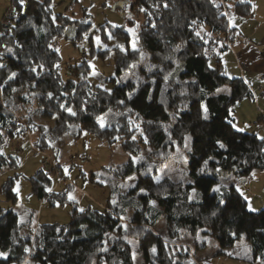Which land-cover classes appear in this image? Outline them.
Returning a JSON list of instances; mask_svg holds the SVG:
<instances>
[{"label":"trees","instance_id":"1","mask_svg":"<svg viewBox=\"0 0 264 264\" xmlns=\"http://www.w3.org/2000/svg\"><path fill=\"white\" fill-rule=\"evenodd\" d=\"M156 1L153 34L142 33L132 43L125 27L112 28L124 45L112 47L114 72L105 79L111 87L104 88L89 80L87 60L62 75L51 44L69 25L74 38L81 37L87 19L59 14L54 20L51 0H10L18 15L0 30V59L5 60L0 62V171L16 163L3 153L4 142L34 129L39 134L33 144L41 151L85 130L118 145L128 159L93 173L108 180L106 203L81 211L71 201L66 224L42 223L26 231L16 212L0 206V253L6 254L0 264H21L26 258L35 264H134L136 253L144 264H192L188 249L178 244L184 232L213 237L219 246L215 254L245 242L248 260L264 264V209L248 210L234 184L220 194L211 192L221 178L241 179L264 169L261 137L233 127L234 105L253 94L241 76L228 75L221 65L220 54L229 48V17L221 0ZM250 7L246 0L235 1L236 12L249 14ZM223 85L228 93L217 92ZM36 117L54 121L46 127ZM187 140L186 158L197 163L188 170V180L161 176L165 165L158 164L167 163ZM128 177L135 184L123 192L121 183ZM30 181L35 195L51 205L68 200L70 186L49 192L51 179L42 168ZM12 182L1 188L14 200ZM160 216L164 234L154 227Z\"/></svg>","mask_w":264,"mask_h":264},{"label":"rangeland","instance_id":"2","mask_svg":"<svg viewBox=\"0 0 264 264\" xmlns=\"http://www.w3.org/2000/svg\"><path fill=\"white\" fill-rule=\"evenodd\" d=\"M235 1L225 0L228 6L226 10L220 4L224 15L229 17L228 28L231 29L227 31L230 36H225L229 48L221 52L220 60L228 75L245 76L251 80L249 82L257 93L254 100L244 98L234 105L233 125L236 129L260 134L264 132V125L262 127L261 124L264 123V0H246L251 4L249 14L236 12ZM21 2L24 3V0ZM158 6L156 0H51L54 20L61 14L79 22L84 19L90 22L81 37L74 38L75 28L69 27L70 25L65 29L67 34L52 37L51 44L60 56V73L65 75L70 65L87 60L91 67L89 80L104 88H110L105 79L114 72L112 47L117 44L124 45L123 36L114 34L112 28L125 27L131 42L133 40L132 43H135L142 33L153 34L155 22L152 9ZM12 10L15 9L10 0H0V30L9 28L1 25ZM254 69H258V73L253 74ZM217 92L228 93V85L219 87ZM19 121L25 123L27 120L20 118ZM34 121L50 127L54 119L36 117ZM38 134L37 129L24 134L21 132L14 138L7 139L2 146L3 153L10 160L15 157L16 163L6 165L0 171V206L16 212L19 222L27 224L24 229L26 231L34 230L42 223L66 224L70 220L71 201L79 209L88 206L101 208L109 195L108 180L93 176V173L103 167H114L128 159V154L118 145H108L85 130L75 138L65 135L61 142L55 143L47 151L34 147L33 140ZM188 148L187 140L184 147L175 149L167 163L158 164L161 168L165 165L161 176L169 175L183 181L188 180V170L197 165L188 162L185 154ZM51 166L56 169L50 170ZM40 168L51 179L50 189L58 192L70 186L67 188V201L51 205L47 199L41 200L35 195L30 177ZM9 179L13 180L12 190L17 196L14 200L1 188ZM121 184L124 192L133 187L135 180L128 177ZM231 184L246 199L248 210L249 207L255 211L264 209V169H254L241 179L221 178L211 188V192L218 187L220 191L217 193L220 194ZM154 227L159 234H164V217L160 216ZM179 241L178 244L188 249L192 264H260L258 261L248 260L245 242H240L238 247L226 249V254H215L219 246L209 235L199 233L192 237L184 232ZM203 242L205 246L201 247ZM130 245L133 249L137 248L135 240H131ZM133 260L134 264H144L140 253H136ZM21 264L35 263L26 258Z\"/></svg>","mask_w":264,"mask_h":264},{"label":"snow or ice","instance_id":"3","mask_svg":"<svg viewBox=\"0 0 264 264\" xmlns=\"http://www.w3.org/2000/svg\"><path fill=\"white\" fill-rule=\"evenodd\" d=\"M165 7H167V5L165 4ZM196 35H197V37H199L200 36V33L199 32H197L196 33ZM133 49L134 50H136L135 49V45H133ZM0 67H2V65H0ZM57 67H59L58 65H57ZM33 71H35V69H33ZM149 71H151V69H149ZM226 74V73H225ZM13 76H15V74H13ZM12 77H10V79H11ZM218 91H221V90H218ZM66 111H68L71 115H76V113L75 112H73L72 111V109L71 108H67L66 109ZM204 112H205V115H204V119H208V116H207V108L205 107L204 108ZM104 125H103V122L101 121V127H103ZM233 127H236L235 125H233ZM238 131H243V129H237ZM133 139H135V138H133ZM261 139L262 140H264V137H261ZM220 147H224V145L223 144H221L220 145ZM205 164H207V161H205ZM201 171H203V169H201ZM49 192H51L52 191V189H47ZM212 191H214V192H219L220 191V189L217 187V188H213L212 189ZM71 198V197H70ZM249 210L250 211H255V209H252L251 207H249ZM81 211H83V209H81ZM26 251H27V249H26ZM153 252H155V249H153ZM6 254H4V253H0V256H5Z\"/></svg>","mask_w":264,"mask_h":264},{"label":"built area","instance_id":"4","mask_svg":"<svg viewBox=\"0 0 264 264\" xmlns=\"http://www.w3.org/2000/svg\"><path fill=\"white\" fill-rule=\"evenodd\" d=\"M221 3L223 4L222 6H223V9L224 10H226V6H225V4L222 2V0H221ZM224 12V11H223ZM225 13V12H224ZM18 15V12L16 11V10H12V11H10V14H8L7 15V19H5L4 21H3V23H2V27L3 28H8L9 26H10V23H11V21H12V18L13 17H15V16H17ZM0 62L1 63H4L5 62V60L4 59H0ZM260 137H264V133L260 136ZM262 140V139H261ZM262 147H263V149H264V140H262Z\"/></svg>","mask_w":264,"mask_h":264},{"label":"crops","instance_id":"5","mask_svg":"<svg viewBox=\"0 0 264 264\" xmlns=\"http://www.w3.org/2000/svg\"><path fill=\"white\" fill-rule=\"evenodd\" d=\"M25 2H27V0L25 1L24 0V3ZM258 69H254L253 70V74L255 73H258V72H256ZM239 76H240V74H239ZM245 81H246V83L249 85V87H250V89H251V91H252V94H253V98L251 99V100H254L255 99V97H256V95H257V93L253 90V87H252V84H251V82H249V81H251V80H248V78H246L245 76H243L242 77ZM262 82H264V80H262ZM262 122H264V117H263V119H262ZM262 124V127H263V125H264V123H261ZM253 132H255L256 133V131H253ZM264 133V132H263ZM263 133H261L260 132V134H258V133H256L258 136H261Z\"/></svg>","mask_w":264,"mask_h":264},{"label":"water","instance_id":"6","mask_svg":"<svg viewBox=\"0 0 264 264\" xmlns=\"http://www.w3.org/2000/svg\"><path fill=\"white\" fill-rule=\"evenodd\" d=\"M67 32V30H65V33Z\"/></svg>","mask_w":264,"mask_h":264}]
</instances>
